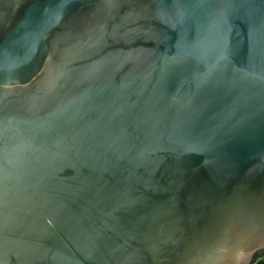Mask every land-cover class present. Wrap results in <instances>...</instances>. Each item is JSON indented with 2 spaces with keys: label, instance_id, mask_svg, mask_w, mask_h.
Wrapping results in <instances>:
<instances>
[{
  "label": "water",
  "instance_id": "1",
  "mask_svg": "<svg viewBox=\"0 0 264 264\" xmlns=\"http://www.w3.org/2000/svg\"><path fill=\"white\" fill-rule=\"evenodd\" d=\"M263 250L264 0H0V264Z\"/></svg>",
  "mask_w": 264,
  "mask_h": 264
},
{
  "label": "trees",
  "instance_id": "2",
  "mask_svg": "<svg viewBox=\"0 0 264 264\" xmlns=\"http://www.w3.org/2000/svg\"><path fill=\"white\" fill-rule=\"evenodd\" d=\"M252 264H264V250L255 254Z\"/></svg>",
  "mask_w": 264,
  "mask_h": 264
}]
</instances>
